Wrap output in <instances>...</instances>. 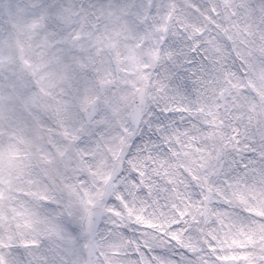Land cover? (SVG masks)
<instances>
[{"label":"snow or ice","instance_id":"snow-or-ice-1","mask_svg":"<svg viewBox=\"0 0 264 264\" xmlns=\"http://www.w3.org/2000/svg\"><path fill=\"white\" fill-rule=\"evenodd\" d=\"M0 264H264V0H0Z\"/></svg>","mask_w":264,"mask_h":264}]
</instances>
